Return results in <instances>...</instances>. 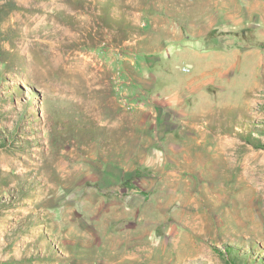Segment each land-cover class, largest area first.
Instances as JSON below:
<instances>
[{"label":"rangeland","instance_id":"1","mask_svg":"<svg viewBox=\"0 0 264 264\" xmlns=\"http://www.w3.org/2000/svg\"><path fill=\"white\" fill-rule=\"evenodd\" d=\"M216 2L0 0V264H264V54L205 102L170 40Z\"/></svg>","mask_w":264,"mask_h":264},{"label":"crops","instance_id":"2","mask_svg":"<svg viewBox=\"0 0 264 264\" xmlns=\"http://www.w3.org/2000/svg\"><path fill=\"white\" fill-rule=\"evenodd\" d=\"M262 2L263 0H257V5L253 6L252 10L248 8L241 9V5L237 6V4L232 6L230 3L216 2L210 7V12L207 11L208 7L204 4L201 7L202 10H199L196 14L191 15L190 12L186 13L188 10L183 11V16H185L183 17L184 24H189L191 29H185V34L181 32L175 33L170 40L189 43L185 44V46H189L191 51L196 52L200 56L199 66L202 69L201 73L187 80L184 86L198 85L200 91H202L199 95H204L202 97H204L205 102H208L207 98L213 102L214 97L220 98L216 92L223 88L224 82L230 78L237 63L240 61L244 62V57L252 54L260 58L264 54V8L261 6H264V4H260ZM260 7L263 9L261 12L258 11ZM237 8L239 11L236 10ZM244 32L253 33L252 38L254 41L252 46L247 45L245 40L240 41L242 39L241 34ZM158 58L153 59L152 63H148L146 69H157L160 61ZM260 61L262 62V59ZM183 71L189 72L186 67H183ZM146 72L147 70H145L144 76L151 78V84L147 90L150 92L156 91V93L161 90L164 94V87L167 86L164 75L155 71L153 74H147ZM173 91L174 88L170 94L167 93L162 99L157 94L160 98L158 100L165 104L164 110L168 109L167 107L172 104H181L180 89L178 92ZM187 98H190L188 103L195 108L194 105H197L199 101L198 95L187 96L185 100ZM175 126L177 127L178 125H174L173 128ZM173 128L169 129L172 130ZM168 133L170 132L164 131L162 133V144L165 143ZM129 160L126 159L127 162Z\"/></svg>","mask_w":264,"mask_h":264},{"label":"trees","instance_id":"3","mask_svg":"<svg viewBox=\"0 0 264 264\" xmlns=\"http://www.w3.org/2000/svg\"><path fill=\"white\" fill-rule=\"evenodd\" d=\"M2 141L4 142L5 140H3V138H2ZM2 141H0V145H2V143H3ZM1 142H2V143H1Z\"/></svg>","mask_w":264,"mask_h":264},{"label":"bare ground","instance_id":"4","mask_svg":"<svg viewBox=\"0 0 264 264\" xmlns=\"http://www.w3.org/2000/svg\"><path fill=\"white\" fill-rule=\"evenodd\" d=\"M194 204V203H193ZM189 205V204H188ZM183 206H184V204H183ZM189 207V206H188ZM196 207V206H195ZM185 208H186V206H185Z\"/></svg>","mask_w":264,"mask_h":264}]
</instances>
